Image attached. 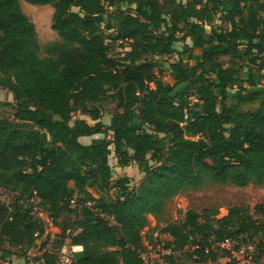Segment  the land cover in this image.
<instances>
[{"label":"trees","instance_id":"16d2710c","mask_svg":"<svg viewBox=\"0 0 264 264\" xmlns=\"http://www.w3.org/2000/svg\"><path fill=\"white\" fill-rule=\"evenodd\" d=\"M25 1L53 6L51 28L62 41L43 55L22 0H0V89L13 94L0 109H15L12 121L0 111V186L36 197L53 220L65 211L76 220L51 244L50 228L24 204H0V242L32 246L44 238V264H56L55 248L65 242L80 249L76 264H144L149 216L174 196L208 181L264 183V0ZM218 13L229 27L208 31ZM102 25L114 31L110 46ZM187 39L192 44L167 69L174 83L165 81L160 58ZM118 40L123 51L114 52ZM104 98L116 102L109 125L98 106ZM80 106L94 123L74 118ZM108 132L111 140L80 141ZM111 145L119 166L135 162L144 174L132 187L121 178L113 196ZM255 209L257 217L229 208L217 220L218 240L246 232L264 254V204ZM204 228L193 210L170 225L167 264H178L173 252L188 243L192 263L205 264L213 242L198 238Z\"/></svg>","mask_w":264,"mask_h":264},{"label":"rangeland","instance_id":"374dc122","mask_svg":"<svg viewBox=\"0 0 264 264\" xmlns=\"http://www.w3.org/2000/svg\"><path fill=\"white\" fill-rule=\"evenodd\" d=\"M21 4L23 11L35 23L38 42L41 45V53L44 55L48 45L62 41L58 34L51 28V17L54 8L50 4H32L25 0H22ZM123 6H126V3H124ZM220 16V13L216 14L214 21L211 24L206 25L208 31H211L212 27L218 29L220 27H229V24L224 23ZM102 33L106 38V42L110 46L113 40L112 38L114 37V31L108 30L105 25H102ZM120 43L121 42L118 40L116 43L118 44V47L116 46L114 52L123 51L121 46H119ZM187 44H192V41L187 39L186 45L185 43H177L172 54L160 58L161 64L164 67L162 77L165 81L174 83V77L167 69H169L171 62H176L181 57L180 51L186 50ZM127 49H129V47H127ZM199 52V50H196V53L199 54ZM194 62V60H191V63ZM243 76L245 77L246 75L243 74ZM0 99L12 102L13 94L6 89H0ZM257 105L258 102H254L246 108L256 107ZM98 106H100L102 121L108 122L116 110V102L104 98L98 103ZM87 107L91 108L92 105L88 104ZM0 111L2 116L7 120H15V109L11 105L2 106ZM74 118H84L90 123L94 122L86 112V109H83V106L76 109L74 112ZM101 136H106L109 140L113 137L111 132L101 134ZM110 147L113 149L112 145ZM113 153L114 152H111L108 157L113 168L112 178L107 191L109 196L116 194L119 187V180L121 178L129 176L131 179L129 186L132 187L137 184L144 175L139 169L138 164H135V162L128 167L121 166L123 168L116 169L115 163L117 162V158ZM150 163L156 164V162L153 161ZM96 192L99 195L102 194L100 190V193L98 191ZM258 204H264V183H249L245 187H239L232 183L222 184L208 181L200 189L183 191L168 201L165 210L158 217L149 216L150 223L143 230L144 236L148 237V240H146V244H148L147 252L149 250L159 251L167 248V244L172 240V236L169 234L168 230L169 226L172 224L183 223L186 219L187 211L193 210L198 215L199 223L204 224L205 227L204 231L198 234V238L201 240L209 239L215 245L212 255L209 256L205 264H229V262L235 258L230 250L218 246L222 240H218L219 238H217V230L220 225L217 220L227 216L229 208L232 207H237L240 212H244L245 210L257 217L259 214L255 212V206ZM75 220V215L68 213L67 211L63 212L56 220L51 218L50 222H47V226L52 233L51 239L53 241L51 244L56 240V234L60 233L63 227L71 226ZM248 235V241H238L234 243L236 249L237 247L239 248L240 245L249 243L253 248L252 250H254L253 254L255 260H262L264 254L261 252V247L259 246V238L250 234ZM43 242L44 238L37 239L32 246H12L8 241L0 242V259L2 262L8 264H44V260L41 256L46 247L41 246ZM108 249L115 250L118 249V247H108ZM74 250L78 251L80 249L75 248L74 245ZM191 250L192 244L188 243L183 250L173 252L174 254L172 258L178 264H193L190 257ZM55 251L58 253L59 249L55 248ZM167 262L168 255L164 257L163 264H167Z\"/></svg>","mask_w":264,"mask_h":264},{"label":"built area","instance_id":"2783aa9c","mask_svg":"<svg viewBox=\"0 0 264 264\" xmlns=\"http://www.w3.org/2000/svg\"><path fill=\"white\" fill-rule=\"evenodd\" d=\"M111 8V7H110ZM145 126H149V124H145ZM77 195L74 194L71 197V204L72 206L76 205ZM24 204V207L29 209V213L32 217L38 218L44 221L46 224L50 222L51 216L40 204L39 200L34 197H28L26 199L19 198V193L7 189L3 186H0V204L7 207L9 210H12L15 207L16 202ZM85 205L91 206V201L84 202ZM70 230H68L69 232ZM249 235L248 233H240L236 237H227L218 244L219 247H222L226 250H230L233 254L235 260H237L238 264H264V258L261 260H255L254 258V250H252L251 244H243L236 249L234 243L238 241H248ZM215 245L212 243L211 246H207L205 249L206 254H211L214 250ZM250 251V252H248ZM74 245L70 244L69 242H65L59 248L57 253L56 264H76L74 259ZM171 253V248H164L163 250L154 251L149 250L140 252V257L143 260L144 264H163L164 257ZM2 264H8L2 262Z\"/></svg>","mask_w":264,"mask_h":264},{"label":"crops","instance_id":"0c3cea01","mask_svg":"<svg viewBox=\"0 0 264 264\" xmlns=\"http://www.w3.org/2000/svg\"><path fill=\"white\" fill-rule=\"evenodd\" d=\"M190 43V42H189ZM188 45H191V44H188ZM112 117V116H111ZM111 117H110V119H109V121L108 122H104L106 125H109L110 124V121H111ZM94 123V122H93ZM112 133V132H111ZM98 137H103V136H101V133H97V134H94V135H91V136H82V137H80V141L81 142H83V143H90L91 141H92V139H94V138H98ZM112 149V148H111ZM112 152H113V149H112ZM114 154V153H113ZM116 161H117V159H116ZM110 163V162H109ZM116 164V169H121V168H123V167H121V166H119L118 165V163L116 162L115 163ZM135 164H137V163H135ZM111 165V164H110ZM133 165V164H132ZM89 191L95 196V197H100L101 195H99L96 191H98L99 192V190H97V189H95L94 187H90L89 188ZM100 193V192H99ZM150 216H152V215H150ZM37 249V248H36Z\"/></svg>","mask_w":264,"mask_h":264},{"label":"bare ground","instance_id":"6f19581e","mask_svg":"<svg viewBox=\"0 0 264 264\" xmlns=\"http://www.w3.org/2000/svg\"><path fill=\"white\" fill-rule=\"evenodd\" d=\"M76 246V245H75Z\"/></svg>","mask_w":264,"mask_h":264}]
</instances>
